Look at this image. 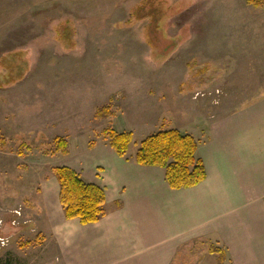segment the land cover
Instances as JSON below:
<instances>
[{
	"label": "rangeland",
	"instance_id": "374dc122",
	"mask_svg": "<svg viewBox=\"0 0 264 264\" xmlns=\"http://www.w3.org/2000/svg\"><path fill=\"white\" fill-rule=\"evenodd\" d=\"M262 19L264 5L246 0H0V264H98L87 229L64 216L53 168H73L108 199L113 159L136 163L148 135L176 129L202 149L211 128L235 127L240 98L260 97L264 79L236 87L220 76L235 78L238 49L261 44ZM106 104L112 116L96 118ZM106 129L132 132L125 157ZM165 199L162 220L147 216L143 229L149 253L184 231ZM187 253L167 264H195Z\"/></svg>",
	"mask_w": 264,
	"mask_h": 264
},
{
	"label": "crops",
	"instance_id": "0c3cea01",
	"mask_svg": "<svg viewBox=\"0 0 264 264\" xmlns=\"http://www.w3.org/2000/svg\"><path fill=\"white\" fill-rule=\"evenodd\" d=\"M256 33L261 44L238 49L235 78L221 74L224 86L254 85L260 82L256 77L264 79V29ZM256 98L243 95V104L236 108L237 125L214 126L209 143L202 149L198 146L206 177L196 186L171 189L159 167L114 158L109 175L114 197H106V204L112 201L110 212L96 223L76 221V229H87L88 237L82 242L90 261L167 264L187 246L188 255H197L195 264H203L205 257L213 264H264V103H258L264 102V93ZM165 198L171 199L173 225L187 231L173 236L164 250L149 253L154 242L149 243L143 229L150 220L147 216L154 222L162 220ZM211 247L220 252H211Z\"/></svg>",
	"mask_w": 264,
	"mask_h": 264
},
{
	"label": "trees",
	"instance_id": "16d2710c",
	"mask_svg": "<svg viewBox=\"0 0 264 264\" xmlns=\"http://www.w3.org/2000/svg\"><path fill=\"white\" fill-rule=\"evenodd\" d=\"M246 1L255 8L264 5V0ZM111 108L110 104L98 107L95 117H111ZM105 132L115 153L125 157L133 138L132 132H116L114 129H106ZM65 148V140L60 139L57 149ZM197 148V140L191 134L165 129L143 138L138 143L134 158L141 166L163 168L164 179L169 188H189L206 177L205 166L197 154ZM53 173L59 185L58 201L66 219H78L79 223L86 225L98 222L105 215L106 195L102 186L83 180L76 170L65 165L54 167ZM210 251L219 253L220 249L211 247Z\"/></svg>",
	"mask_w": 264,
	"mask_h": 264
}]
</instances>
